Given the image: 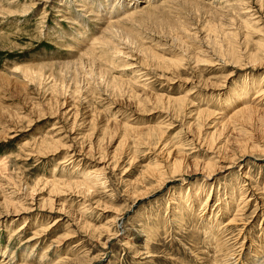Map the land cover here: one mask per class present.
Here are the masks:
<instances>
[{"label": "rangeland", "instance_id": "rangeland-1", "mask_svg": "<svg viewBox=\"0 0 264 264\" xmlns=\"http://www.w3.org/2000/svg\"><path fill=\"white\" fill-rule=\"evenodd\" d=\"M83 1L0 0V264H264V0Z\"/></svg>", "mask_w": 264, "mask_h": 264}, {"label": "bare ground", "instance_id": "bare-ground-1", "mask_svg": "<svg viewBox=\"0 0 264 264\" xmlns=\"http://www.w3.org/2000/svg\"><path fill=\"white\" fill-rule=\"evenodd\" d=\"M7 1V0H6ZM26 1V0H25ZM64 1V0H63ZM100 1V0H99ZM131 1V0H130ZM147 1H150V0H147ZM11 2V1H10ZM75 2V1H74ZM96 2V1H95ZM98 2V1H97ZM128 2V1H127ZM81 3V2H80ZM87 0L86 1H83V3H81V5H82V7H83V10H85L87 7ZM102 3V2H101ZM107 3H109L107 0H104V2L102 3V5L100 6V7H103V8H107V7H105V6H103L104 4H107ZM114 3H115V1H114ZM164 3V2H163ZM25 4V3H24ZM27 4V3H26ZM26 4H25V6H26ZM116 4V3H115ZM114 4V5H115ZM117 4H118V2H117ZM116 4V5H117ZM138 0H134V1H131L129 4L128 3H126V4H120L121 5V8L123 9V16H125V17H122L121 19H118V20H113L112 22H108V26L105 28L104 26V31H106V33L109 31V33L111 32V31H113V33H115V34H113L114 36L115 35H117V36H119V37H121V35L122 34H126L127 32H128V30H127V28L125 29L124 28V26H123V24L124 23H122L121 25L123 26V27H121V25L119 24L120 22H127V21H131V20H137L139 17H141V15H139V14H141V13H143V16L142 17H144V16H146L147 18H150L152 15H153V12H154V10L155 9H158V8H160L159 6H157V5H155V6H153V7H151L150 5V7H144V8H142V6H141V13H140V11L138 12V8L137 9H134L133 7H134V5L136 6H138ZM152 4V3H151ZM2 5H3V3H2ZM1 5V6H2ZM29 5V4H28ZM93 5V4H92ZM10 6V5H9ZM24 6V5H23ZM24 6V7H25ZM95 6V5H94ZM97 6V5H96ZM118 6H119V4H118ZM161 6V5H160ZM98 7H99V5H98ZM3 8V7H2ZM91 8V7H90ZM24 9V8H23ZM28 9V8H27ZM152 9H154V10H152ZM5 10V9H4ZM22 10V9H21ZM25 10V9H24ZM93 10V9H92ZM95 10V9H94ZM102 10V9H101ZM106 10V9H105ZM118 12L119 10H115L114 9V7H113V3H112V10L110 11V15H112V12ZM89 13V12H88ZM90 13H92L91 12V10H90ZM94 13V12H93ZM95 13H97V12H95ZM99 14V12L97 13V15ZM108 14H109V12H108ZM79 15V14H78ZM96 15V14H95ZM108 17V16H107ZM111 17V16H110ZM109 20V19H108ZM106 21V20H105ZM138 21V20H137ZM103 22H104V20H103ZM107 22V21H106ZM254 23V22H253ZM107 25V24H106ZM83 26V25H82ZM99 30V29H98ZM103 31V32H104ZM105 33V32H104ZM104 33H102V34H104ZM108 33V35L110 36V35H112L111 33L109 34ZM83 35V34H82ZM85 36V35H84ZM114 36H112L111 38H114ZM128 36V35H127ZM103 37V36H102ZM104 37H107V36H104ZM103 37V38H104ZM128 37H130V35L128 36ZM96 38V37H95ZM94 37L92 38V40L94 41V42H96L97 40L95 39ZM109 38V37H108ZM107 39V38H104L103 40L105 41V44H106V41H108L110 44L112 43H114V41L112 40V39ZM89 39V38H88ZM95 39V40H94ZM134 39V38H133ZM110 40H112V42L110 41ZM99 41H100V39H99ZM94 42H92V44L94 43ZM130 42H133V43H135V40L133 41V40H129V43ZM87 43V42H86ZM97 43H98V45H99V42L97 41ZM101 44H103L104 45V43L102 42ZM108 44V43H107ZM83 45H85L86 46V44H84L83 43ZM97 45V44H96ZM115 44H113L112 46H114ZM102 46V45H101ZM105 46V45H104ZM103 46V47H104ZM110 46V45H109ZM83 47V46H82ZM88 47H90V46H88ZM88 47L86 46V48L88 49ZM94 47V46H93ZM106 47V46H105ZM107 47H108V45H107ZM71 48V47H70ZM81 48V47H80ZM116 47H114V49H115ZM87 49H86V51H87ZM89 49H91V48H89ZM92 49H94V48H92ZM96 49V48H95ZM94 49V50H95ZM116 49H118V48H116ZM115 49V50H116ZM82 50V49H81ZM80 50V51H81ZM84 51H85V49H84ZM96 51H97V49H96ZM103 51V50H102ZM117 51V50H116ZM87 53V52H86ZM90 53H93V51L91 52V51H89V53H87V54H90ZM94 53H95V51H94ZM91 55H93V54H91ZM82 56V55H81ZM81 56H79V58L81 57ZM97 57V56H96ZM82 58H84V56L83 57H81V62H82ZM90 59V58H89ZM104 59V58H103ZM91 60H93L92 59V57H91ZM68 61V60H67ZM75 61V60H74ZM90 61V60H89ZM85 62V61H84ZM76 63V62H75ZM80 63V62H79ZM83 63V62H82ZM81 63V64H82ZM87 63V62H86ZM90 63V62H89ZM69 64L70 63H68V64H65L67 67L69 66ZM72 64V63H71ZM45 64H43V66H44ZM77 65V64H76ZM96 65V64H95ZM33 67V66H32ZM35 67V66H34ZM29 68H30V66H29ZM35 68H37V67H35ZM46 68V67H45ZM87 68V67H86ZM22 68H20V70H21ZM31 69V68H30ZM40 70V69H39ZM27 71H29V70H27ZM31 71V70H30ZM89 72V71H88ZM28 73V72H27ZM256 93H258V95H254V98H258V96H261L262 94H264V86H261L259 89H258V92H256ZM263 96V95H262ZM262 96L260 97V98H258V99H260L259 101H261L260 103H263L264 102V97L262 98ZM253 99V98H252ZM259 101H258V103H259ZM243 104H244V102H243ZM251 104V103H250ZM250 104L249 105H245L244 107L242 106H240V108H239V110L236 112V113H234L235 115H237V113H240V114H246V119H250V118H252V116H253V112L254 111H256V110H260L261 108H258V107H250ZM254 105V104H253ZM260 105V104H259ZM176 106V105H175ZM257 106H258V104H257ZM263 110H264V108H263ZM239 116V115H238ZM178 164V163H177ZM209 166V165H208ZM214 173V172H213ZM212 173L210 172V174H207L205 177L209 180L212 176ZM87 179H88V177H87ZM90 180V179H89ZM94 180V179H93ZM97 180V179H96ZM81 182V181H80ZM79 182V183H80ZM101 182V181H100ZM81 183H83V182H81ZM80 183V184H81ZM83 184H85V183H83ZM235 187H232L231 186V193H235ZM244 190V189H243ZM241 193H242V191H240ZM240 193V195H242ZM247 194V193H246ZM208 198V197H207ZM245 199V198H244ZM247 200V199H246ZM222 201V200H221ZM249 201V200H248ZM206 203H207V201H205ZM205 203V204H206ZM244 203V202H243ZM247 203V202H246ZM219 204V203H218ZM226 205V204H225ZM247 205V204H246ZM201 206V205H200ZM225 207V209H224V213H225V216H228L229 214H230V211H233L230 207H228L227 205L226 206H224ZM239 209H240V202L238 203V205H237V208H236V211L234 212V215H230L229 217V221L228 222H223L222 220L219 222V228L221 227V229H219V231L220 232H218V233H216V235L213 233V228L212 227H215V225H212L211 224V222H210V224L209 223H207V224H205V226L207 227L205 230H206V233L207 234H205V237H204V239H205V241H206V247L207 248H209V250H211V252H212V249L214 248V251H213V253H211V254H213L214 255V258L213 257H211V259L210 258H206V257H209V256H205V263L204 264H220L219 262H221V264H234V262L236 261V260H239V259H241V255H240V253H237L238 251L234 248H232V250L230 251V252H228V253H226L227 252V248H228V246L230 245L228 242L230 241V236H229V234H231V232H230V230H231V228H232V226H231V224L234 222V220H236L237 219V215L239 214L238 213V211H239ZM219 211V210H218ZM217 212V211H216ZM239 212H242V211H239ZM238 213V214H237ZM240 215V214H239ZM182 215H180V216H176V215H173V219H175V220H181L182 222H183V220H185V218H182L181 217ZM214 220V219H213ZM223 222V223H222ZM248 222V221H247ZM214 223V222H213ZM235 223V222H234ZM244 223H246V222H244ZM215 224H216V222H215ZM23 228V227H22ZM218 231V230H217ZM155 232V231H154ZM223 234V241H222V239L220 238V236ZM158 235V234H157ZM220 235V236H219ZM155 236V235H154ZM204 236V235H203ZM227 236H229V237H227ZM232 238H234V237H232ZM236 238H238V237H236ZM245 238H246V236H245ZM153 239H152V237H148L147 236V238H146V243L144 244V246H148L149 245V241L151 242ZM193 241V240H192ZM238 243H241L239 246H243L244 245V242H239V240H237V239H235V241H234V246H236ZM211 244H214L213 246L214 247H212V249H210L211 248ZM194 245V244H193ZM230 246H232V245H230ZM233 247V246H232ZM238 247V246H237ZM148 248V247H147ZM193 250V249H192ZM204 250V249H203ZM202 250V251H203ZM228 251H229V249H228ZM208 252V251H207ZM147 253V252H146ZM203 253V252H202ZM210 253V252H209ZM13 255H11V257H12ZM213 258V259H212ZM218 258V261L216 260V262L215 263H212L213 261H215V259H217ZM11 259V258H10ZM234 259V260H233ZM239 262V261H238ZM59 263V262H58Z\"/></svg>", "mask_w": 264, "mask_h": 264}]
</instances>
